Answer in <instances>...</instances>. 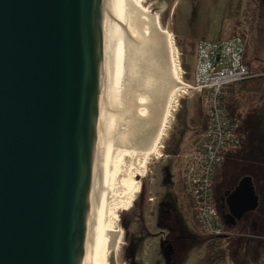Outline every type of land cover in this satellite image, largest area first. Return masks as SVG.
Instances as JSON below:
<instances>
[{
    "label": "water",
    "instance_id": "water-1",
    "mask_svg": "<svg viewBox=\"0 0 264 264\" xmlns=\"http://www.w3.org/2000/svg\"><path fill=\"white\" fill-rule=\"evenodd\" d=\"M108 27L109 0H0V264H86Z\"/></svg>",
    "mask_w": 264,
    "mask_h": 264
},
{
    "label": "rangeland",
    "instance_id": "rangeland-1",
    "mask_svg": "<svg viewBox=\"0 0 264 264\" xmlns=\"http://www.w3.org/2000/svg\"><path fill=\"white\" fill-rule=\"evenodd\" d=\"M128 1L130 4L132 3V7H136L139 13L143 16L151 17L153 19L158 18L161 28L165 32L167 31L170 33L173 42L174 59L177 63L180 78L182 75L181 68L184 73L188 72L190 74L188 82L181 78L183 83H190L193 85L198 73H204V69L201 68L200 70V67L197 66L200 55L196 51V47L198 49L197 45L201 41H205V43L208 44L206 54L209 56L212 55L215 49H220L222 53H225L228 47H233L235 54L238 55L241 52L240 43L234 39H241L244 47L243 63H250L252 69L259 73L257 75L258 77L264 73V3H262L261 0ZM176 55H178L179 59ZM183 63L190 65L191 69L189 71L184 69ZM161 84L163 83H160V85ZM185 87L174 93L172 102L175 101V103L173 105L171 118L167 125L166 135L161 141L159 152L152 155L147 163L143 159L142 153L152 144L155 133L158 129L157 124H159L158 122L160 120L159 114L161 116L168 92L165 93L166 91H164L162 94L159 92L155 94L154 98L156 100V105L152 110L154 114L153 118L147 119L146 122L142 120L135 121L133 120L134 118H131V121H128L129 124L127 123V127H121V130L124 131V133L121 134L122 139L125 137L123 147H130L133 149L134 151H131V153L133 152L134 155H124L119 151L118 153L121 154H118V156L120 157L117 156L115 160L113 159L111 170L113 166L115 170H117L116 167H118L117 172L119 173L121 167L125 168V170L127 169V161H131L133 164L135 163L134 167L137 169L129 171L131 173L129 177L133 181H136V184L138 183V193L129 209L126 210L119 207V209L115 210L116 215L112 220V227H114V229L112 227L109 228L115 232H120V235L113 254L111 253L112 255L108 256L103 264H124L122 250L125 246L127 232L122 226L126 222L128 214L133 211L136 204L140 203L143 199L146 202L149 197L154 198L156 190L154 185L155 174L158 173L157 169L163 155L165 154L167 144L172 138H177L178 140L181 139L182 132L184 131L183 120L186 114H188L187 120L189 123L180 145V163L178 169L174 171L176 173L171 182L174 183L171 192L175 196L174 198L179 201L180 205L191 206L192 204V199L188 194L183 179L185 159L194 149L198 136L205 127L206 115L202 107L199 93L191 92L188 95H185L184 98L182 97ZM235 92L236 102L232 101V104L238 108L242 116L244 114H264L262 112L264 108V76H261L257 81L252 80L245 83L241 88L236 89ZM177 101H179V103H177ZM125 131L127 132L125 133ZM174 140L176 141V139ZM240 145L241 143L237 148H241ZM238 154L239 151L236 155L230 153L233 160H239L237 158L240 154ZM142 165L147 167L145 168L146 171L141 176L139 169ZM227 171L228 168L226 165L219 167L216 175L219 176L218 180L220 182L224 181ZM129 172L127 173L129 174ZM118 173H109L110 184L113 183V179H118ZM106 175L107 172H104V168H102L99 173L98 184L103 182ZM166 189L167 187L162 186L163 191ZM159 190L161 189L159 188ZM113 194H122V192H116L115 190ZM193 216L196 233L200 237L208 238L209 235L202 229L194 214ZM133 245L135 250L151 248V245L148 243L144 244L143 240H135ZM224 245V242L218 241L217 243L215 242L205 245L204 248H221L224 247Z\"/></svg>",
    "mask_w": 264,
    "mask_h": 264
},
{
    "label": "flooded vegetation",
    "instance_id": "flooded-vegetation-1",
    "mask_svg": "<svg viewBox=\"0 0 264 264\" xmlns=\"http://www.w3.org/2000/svg\"><path fill=\"white\" fill-rule=\"evenodd\" d=\"M203 43H198L196 51ZM241 123L245 137L239 160L228 155L224 181L218 175L215 179L213 200L223 234L200 237L194 229L193 204L182 206L174 198L171 182L180 152L171 139L154 177V198L136 204L122 226L127 232L124 264H264V115L245 114ZM162 186L167 189L163 191ZM135 240L151 248L135 250ZM218 241L224 247L204 248Z\"/></svg>",
    "mask_w": 264,
    "mask_h": 264
},
{
    "label": "bare ground",
    "instance_id": "bare-ground-1",
    "mask_svg": "<svg viewBox=\"0 0 264 264\" xmlns=\"http://www.w3.org/2000/svg\"><path fill=\"white\" fill-rule=\"evenodd\" d=\"M131 4L128 0H109L100 165V170L104 168L107 175L103 182L97 185L86 264H103L105 259L113 254L120 235V232L109 228L112 227L115 210L119 207L129 209L138 193V183L136 184V181L129 177L131 174L129 171L137 169L134 167L135 163L127 161V169L121 167L119 173L118 167L115 170L113 166L111 170L113 159L115 160L118 154H121L118 153L119 151L124 155L133 154L131 151H134L130 147H123L125 137L123 136L122 139L121 134L124 131L121 127H127L131 118L145 122L153 118L152 110L156 105L155 94L168 92L161 116L159 114L158 129L152 144L142 153L147 163L152 155L159 152L161 141L166 135L175 103V101L172 102L173 95L185 87L174 59L172 36L161 28L158 18L143 16ZM176 57L179 59L178 55ZM160 83L163 84L160 85ZM146 167L142 165L139 169L141 176L146 171ZM113 172L118 173V179H113V183L110 184L109 173ZM115 190L122 194H113Z\"/></svg>",
    "mask_w": 264,
    "mask_h": 264
},
{
    "label": "built area",
    "instance_id": "built-area-1",
    "mask_svg": "<svg viewBox=\"0 0 264 264\" xmlns=\"http://www.w3.org/2000/svg\"><path fill=\"white\" fill-rule=\"evenodd\" d=\"M234 40L240 43L241 52L238 55L233 47H228L225 53L215 49L209 56L206 54L208 44H201L197 51L200 55L197 66L200 70L203 68L204 73H198L196 79L194 77L193 85L185 83L182 95L184 98L191 92L199 93L206 115L205 127L194 149L186 156L184 181L199 224L206 233L214 236L223 234L213 200L216 174L228 154L241 142L238 117L231 114L228 106V89L256 77L243 63V41ZM181 74L183 79L185 73L182 68Z\"/></svg>",
    "mask_w": 264,
    "mask_h": 264
},
{
    "label": "trees",
    "instance_id": "trees-1",
    "mask_svg": "<svg viewBox=\"0 0 264 264\" xmlns=\"http://www.w3.org/2000/svg\"><path fill=\"white\" fill-rule=\"evenodd\" d=\"M245 61H246V59H245ZM246 63V65L249 67V69H250V71H251V73L253 74V75H255L256 77L255 78H252V79H250V80H247V81H245V82H242L241 84H239V85H233V86H230L229 87V91H230V99H229V103H228V106H229V109H230V112H231V114L232 115H234V116H237L238 117V119H239V122H240V137H241V140L245 137V135H244V132H243V130H242V114L240 113V111L238 110V108L236 107V106H233V104H232V101H235L236 102V98H235V94H236V89H239V88H241V86H243L245 83H247V82H249V81H252V80H259L260 79V77L261 76H264V73H262L261 74V76H257L259 73H257V71H255V70H253L252 69V67L250 66V63H247V62H245ZM183 67H184V69H186L187 71H189L190 69H191V67H190V65H188V64H185V63H183ZM261 73V72H260ZM189 73L188 72H186L185 73V75L183 76V80L184 81H187L188 82V79H189ZM192 75V74H191ZM232 92H235V93H232ZM262 112L264 113V108H263V110H262ZM245 115V114H244ZM243 115V116H244ZM262 115H264V114H262ZM187 116H188V114H186L185 115V118H184V120H183V126H184V131L182 132V137H181V139H177V138H172V139H176V145H177V149L178 150H180V145H181V143H182V140H183V138H184V134H185V131L187 130V127H188V123H189V121L187 120ZM240 150V148H234V149H232V151L230 152L231 154H237L238 153V151ZM230 153L228 154V155H230ZM222 165H224V164H222Z\"/></svg>",
    "mask_w": 264,
    "mask_h": 264
}]
</instances>
